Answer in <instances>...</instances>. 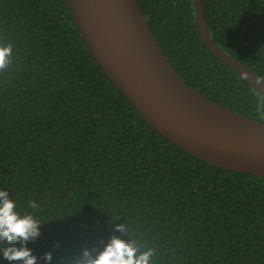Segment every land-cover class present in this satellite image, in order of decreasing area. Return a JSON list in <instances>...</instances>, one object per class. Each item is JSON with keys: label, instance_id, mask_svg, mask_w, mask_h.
Segmentation results:
<instances>
[{"label": "trees", "instance_id": "obj_1", "mask_svg": "<svg viewBox=\"0 0 264 264\" xmlns=\"http://www.w3.org/2000/svg\"><path fill=\"white\" fill-rule=\"evenodd\" d=\"M136 1L189 86L264 121V97L199 37L193 0ZM201 1L213 40L264 82V0ZM9 44L0 190L42 224L27 245L38 264L48 252L66 264L113 235L152 250L151 264H264V179L213 167L155 132L95 63L63 0H0ZM0 264L16 262L0 253Z\"/></svg>", "mask_w": 264, "mask_h": 264}, {"label": "water", "instance_id": "obj_2", "mask_svg": "<svg viewBox=\"0 0 264 264\" xmlns=\"http://www.w3.org/2000/svg\"><path fill=\"white\" fill-rule=\"evenodd\" d=\"M89 54L158 134L220 169L264 179V121L218 105L189 86L168 60L136 0H63ZM196 28L209 51L264 97V82L211 37L201 0Z\"/></svg>", "mask_w": 264, "mask_h": 264}, {"label": "clouds", "instance_id": "obj_3", "mask_svg": "<svg viewBox=\"0 0 264 264\" xmlns=\"http://www.w3.org/2000/svg\"><path fill=\"white\" fill-rule=\"evenodd\" d=\"M12 54L11 44L0 45V70L8 67ZM28 206L39 211V205L34 200L28 201ZM41 226L32 213L20 214L8 191L0 190V243L6 244L0 253L4 259L16 264H38L39 258L33 255L27 245L40 237ZM115 230L122 236H128L125 224L117 225ZM17 244L21 246L17 247ZM55 248H59V245H55ZM152 256V250L142 252L135 240L129 241L113 235L102 249L83 248L79 254L65 259L66 264H151ZM43 259L51 264L52 252L45 253Z\"/></svg>", "mask_w": 264, "mask_h": 264}]
</instances>
